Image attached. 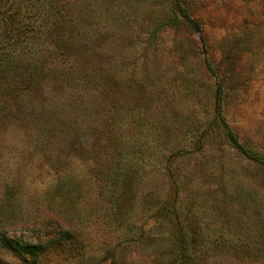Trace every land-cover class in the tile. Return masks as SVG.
<instances>
[{"label":"rangeland","instance_id":"rangeland-1","mask_svg":"<svg viewBox=\"0 0 264 264\" xmlns=\"http://www.w3.org/2000/svg\"><path fill=\"white\" fill-rule=\"evenodd\" d=\"M181 3L0 0V264H264V0Z\"/></svg>","mask_w":264,"mask_h":264},{"label":"trees","instance_id":"trees-1","mask_svg":"<svg viewBox=\"0 0 264 264\" xmlns=\"http://www.w3.org/2000/svg\"><path fill=\"white\" fill-rule=\"evenodd\" d=\"M174 8L177 14L193 29H197V23L190 17L186 9L183 7L181 0H174ZM207 71L214 76V71L209 63H206ZM214 117L215 121L222 127L225 132L226 138L230 145L245 159L263 165L264 159H262L256 152L245 147L238 139L236 134L228 126L223 116V90L219 84L216 86L214 94ZM49 244V245H48ZM47 245H33L19 243L15 241H5V245L13 252L17 253L24 264H40L42 257L50 253L53 245L48 243Z\"/></svg>","mask_w":264,"mask_h":264}]
</instances>
